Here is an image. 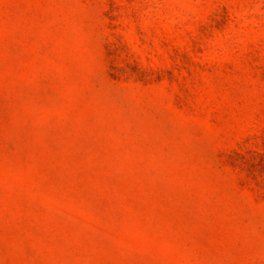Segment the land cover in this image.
Listing matches in <instances>:
<instances>
[{"label":"rangeland","instance_id":"rangeland-1","mask_svg":"<svg viewBox=\"0 0 264 264\" xmlns=\"http://www.w3.org/2000/svg\"><path fill=\"white\" fill-rule=\"evenodd\" d=\"M0 264H264V0H0Z\"/></svg>","mask_w":264,"mask_h":264}]
</instances>
